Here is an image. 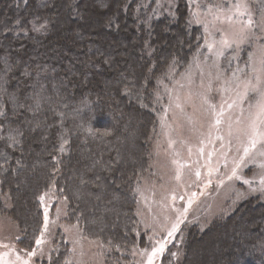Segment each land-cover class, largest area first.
<instances>
[{
    "label": "trees",
    "instance_id": "1",
    "mask_svg": "<svg viewBox=\"0 0 264 264\" xmlns=\"http://www.w3.org/2000/svg\"><path fill=\"white\" fill-rule=\"evenodd\" d=\"M242 1L244 37L264 38V0H0V216L18 226L20 248H36L41 197L53 192L104 264H136L138 192L154 173L165 87L206 53L207 20ZM251 47L234 46L245 48L238 62ZM180 232L160 264H264V197ZM72 257L58 230L43 264Z\"/></svg>",
    "mask_w": 264,
    "mask_h": 264
},
{
    "label": "rangeland",
    "instance_id": "2",
    "mask_svg": "<svg viewBox=\"0 0 264 264\" xmlns=\"http://www.w3.org/2000/svg\"><path fill=\"white\" fill-rule=\"evenodd\" d=\"M154 1L163 8L174 2ZM217 15L215 22H211L214 17L207 20L206 53L165 87L167 102L154 139V173L143 180L138 192L140 234L145 235L146 245L133 249L136 264H149V258L151 264H160L183 227L205 228L246 198L264 197V115H257L260 96L250 90L253 85L264 89V38L244 37L248 6L243 1L219 8ZM238 44L252 45L250 62H238L245 52L234 48ZM253 122L257 143L245 156ZM42 197V243L32 250L20 248L18 226L10 217L0 216V264H43L58 230L71 244L73 264H104L101 244L85 238L77 224L66 220L67 199L53 192ZM177 221L178 230L173 231ZM157 241L164 243V251L153 255ZM218 247L216 241L204 245L209 253Z\"/></svg>",
    "mask_w": 264,
    "mask_h": 264
},
{
    "label": "snow or ice",
    "instance_id": "3",
    "mask_svg": "<svg viewBox=\"0 0 264 264\" xmlns=\"http://www.w3.org/2000/svg\"><path fill=\"white\" fill-rule=\"evenodd\" d=\"M251 24H252V21H251V19H249L248 20V25L251 26ZM225 43L227 44V41H225ZM229 46H231V45H229ZM262 64H264V62H262ZM261 71H264V68H262ZM249 83H251V82H249ZM245 87L247 88L248 86L245 85ZM250 90L253 91V92H257L259 94V96H260V100L257 103V108H258L257 115L258 116L264 115V89H261L258 86L253 85ZM216 122L219 123L220 121L217 120ZM251 127H252V133L253 134L249 136V141H250L249 147H245L243 149V152H244L245 156L249 155L250 149H254L256 147V143H257V141L255 139V134H256L255 122H253ZM237 167H239V164L237 165ZM235 174H236V172H235V169H234L233 170V175H235ZM197 175H199V173H197ZM245 182L249 183L248 181H245ZM262 183H264V181H262ZM43 198L44 197H41V199H43ZM189 204H191V201H189ZM178 226H179V221H177V223L173 224V231L178 230ZM168 235L171 236L172 235V231H169ZM35 243L37 245H39V244L42 243V240L41 239H37L35 241ZM157 243L159 244V247L156 248V249H153V255L156 252H163L164 251V247H165L164 243L162 241H157ZM32 255H35V253H32ZM149 264H151V258H149Z\"/></svg>",
    "mask_w": 264,
    "mask_h": 264
}]
</instances>
